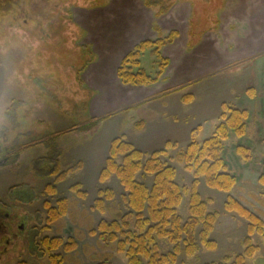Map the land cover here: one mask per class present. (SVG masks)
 <instances>
[{"label":"rangeland","instance_id":"obj_1","mask_svg":"<svg viewBox=\"0 0 264 264\" xmlns=\"http://www.w3.org/2000/svg\"><path fill=\"white\" fill-rule=\"evenodd\" d=\"M227 1L0 0V27L23 33L27 41L21 67L27 92L17 101L22 107L11 110L0 123V210L19 214L25 227L16 248L0 258V264H53L52 254H60L62 264H129L126 253L118 251V242H106L97 229L102 219L120 220L130 210L119 178L113 174L100 179L112 140L122 137L150 154L167 150L162 159L176 168V181L186 188L178 207L185 223L196 176L176 155L188 147L192 130L203 127L204 118L205 128L198 141L213 135L223 121L224 103L247 106L249 113L245 135L233 134L224 142L223 156L238 182L226 192L207 185L204 176L197 177L196 190L207 202V211L218 213L209 235L216 244L208 248L202 243L203 224H199L193 233L195 253L189 255L181 240L177 261L168 264L220 263L227 257L230 264L245 251L248 220L227 211L225 203L231 195L264 220V184L260 182L264 62L228 61L220 54L223 49L202 59V65L210 66L212 73L166 86L171 59L162 48L170 64L157 83L134 86L124 84L118 76L123 58L142 41L166 38L172 32H177L175 39L180 36L177 29L162 30L158 24H163L164 17L168 18L166 24H179L178 18L188 24L183 33L190 48L209 33L225 47ZM242 4H246V15L239 13V19L256 24L257 2L245 0ZM132 24H153L156 35L140 40L123 56L122 51L112 62L122 46H117L115 54L108 50ZM141 61L149 74L157 72L159 58L151 50ZM251 83L254 87H248ZM188 95L191 101L184 102ZM140 121L144 122L139 126ZM59 176L61 181H57ZM138 179L149 186L153 183V175L143 171ZM48 185H55V193ZM99 197L104 200L103 211L97 207ZM62 198L67 199V213L48 222L49 205L57 206ZM135 222L133 218L131 228ZM46 237H60L63 245L49 249L43 244ZM251 239L259 250L246 264H264V235L255 233ZM71 243L75 249L66 250L64 246ZM158 244L162 254L174 250L168 239L158 238Z\"/></svg>","mask_w":264,"mask_h":264},{"label":"trees","instance_id":"obj_2","mask_svg":"<svg viewBox=\"0 0 264 264\" xmlns=\"http://www.w3.org/2000/svg\"><path fill=\"white\" fill-rule=\"evenodd\" d=\"M177 32L170 33L166 38L148 39L139 43L122 60L118 68V76L124 84L134 86H148L157 83L170 60L164 57L161 49L173 43ZM147 50H151L158 58L157 72L149 74L141 65L142 57ZM184 102L191 101V96H185ZM225 108L221 114L223 121L216 127L212 136L203 142L198 141L202 126L192 130V141L188 147L176 155V159L185 162L189 170H195L196 179L193 182V191L190 201V216L183 223L178 213L186 188L176 181V168L162 159L167 150H156L146 153L137 148L133 143L122 137L112 140L106 166L100 173L102 181L115 174L123 185L127 194L125 199L130 210L122 218L111 222L102 219L98 224L100 237L106 242H118V251L126 253L129 264H168L177 261V255L181 252L180 241L186 243V251L193 255L196 251L194 230L199 224H203L200 231L201 241L208 248H214L216 242L209 238L214 229L218 217L217 212L207 211V202L200 198L196 190L197 177L204 176L210 187L221 191L230 192L238 182V176L229 171L225 159V141L233 134L243 137L246 133V119L249 113L232 104H223ZM144 121L138 122L142 125ZM142 127V126H141ZM149 156V157H148ZM148 157L145 161L144 159ZM260 182L264 184V161ZM153 175V183L149 186L145 181L138 179L141 172ZM63 178L60 176L57 181ZM51 193H55V185H48ZM78 192L80 190H77ZM101 195L104 192H100ZM84 196V193L79 192ZM112 195V192H110ZM57 206L49 205L48 222H55L68 211L67 199L57 201ZM97 207L104 210V200L99 197L96 200ZM225 208L229 212H236L248 220V236L246 237L245 251L238 254L230 264H246L248 258L254 257L259 246L252 242L251 235L260 233L264 235V220L244 206L233 196H229ZM135 218V226L131 228V220ZM185 237V238H184ZM158 238L168 239L174 244V250L168 254L159 251ZM43 244L49 249H57L63 245V239L44 238ZM66 250L75 249V244H66ZM53 264H62L60 254H52ZM230 258L225 262L206 264H229Z\"/></svg>","mask_w":264,"mask_h":264},{"label":"crops","instance_id":"obj_3","mask_svg":"<svg viewBox=\"0 0 264 264\" xmlns=\"http://www.w3.org/2000/svg\"><path fill=\"white\" fill-rule=\"evenodd\" d=\"M244 1L245 0L227 1V6H230V9L225 11L223 18L225 28V47L222 45V42L218 40V37H214L211 33H209L204 35L200 41L193 44V47L190 48L186 45V34L184 36L183 33V30L188 24H185L183 20L180 21V18H178L179 24H166L168 19L167 17L161 19L163 24L158 25L162 26V30L168 31L171 29H177L180 32V36L178 35L172 44L163 47V53L171 59V64L167 72L169 75L174 73L173 75H170V81L168 79L169 75L166 73V86H177L178 84L195 80L194 78L200 77L204 74L207 75L212 73L214 70L210 68V66L208 67L202 65V59H209L211 56L223 49L224 51L220 52V54L228 61L240 59L247 62L255 59L259 63L264 62V0H255L257 2V11L253 20L256 21V24L249 23L248 20L244 22V18L239 19V13H243L246 8V4H242ZM255 4L256 3H254V5ZM243 14L246 15V12ZM132 25H134L132 29H129L128 31H121V33H123L122 36H120L121 40L114 41L111 50H108L109 54H115L117 46H122L121 48H118V52L116 54L117 58L114 57L112 62H116L120 58L122 51L123 56V54L129 51L140 40L152 38L156 35V33L151 29L153 24ZM116 32L117 29L114 33ZM252 54L254 55L250 56ZM102 56L100 54V61L103 60ZM248 87L254 86L251 83ZM136 89L139 91V89L146 90L148 88ZM172 102L176 103L175 100ZM241 109L248 108L245 106V108ZM205 123L206 119L204 118L200 123L203 125L202 131L205 128Z\"/></svg>","mask_w":264,"mask_h":264},{"label":"clouds","instance_id":"obj_4","mask_svg":"<svg viewBox=\"0 0 264 264\" xmlns=\"http://www.w3.org/2000/svg\"><path fill=\"white\" fill-rule=\"evenodd\" d=\"M26 44L23 33L0 27V123L11 110L22 107L17 101L27 92L21 71Z\"/></svg>","mask_w":264,"mask_h":264},{"label":"flooded vegetation","instance_id":"obj_5","mask_svg":"<svg viewBox=\"0 0 264 264\" xmlns=\"http://www.w3.org/2000/svg\"><path fill=\"white\" fill-rule=\"evenodd\" d=\"M25 222L19 214L0 210V258L12 252L24 232Z\"/></svg>","mask_w":264,"mask_h":264}]
</instances>
